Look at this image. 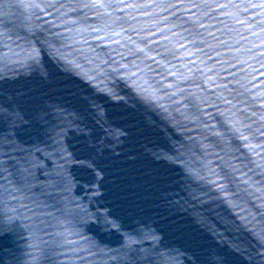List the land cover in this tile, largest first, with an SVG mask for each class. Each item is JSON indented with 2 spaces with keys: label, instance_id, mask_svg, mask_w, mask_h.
Returning a JSON list of instances; mask_svg holds the SVG:
<instances>
[{
  "label": "water",
  "instance_id": "95a60500",
  "mask_svg": "<svg viewBox=\"0 0 264 264\" xmlns=\"http://www.w3.org/2000/svg\"><path fill=\"white\" fill-rule=\"evenodd\" d=\"M95 2L0 0V99L42 73L63 85L39 135L0 118V264H192V232L264 264V4L75 7ZM141 42L140 60L125 55ZM93 122L86 155L79 128Z\"/></svg>",
  "mask_w": 264,
  "mask_h": 264
},
{
  "label": "snow or ice",
  "instance_id": "6c2138e0",
  "mask_svg": "<svg viewBox=\"0 0 264 264\" xmlns=\"http://www.w3.org/2000/svg\"><path fill=\"white\" fill-rule=\"evenodd\" d=\"M262 4H264V0H261ZM175 5L173 4H163L157 3L156 0H138L136 3H122L119 5V8L136 10V9H149L150 11L159 12L164 8H172ZM257 5L248 4V8L256 7ZM57 7H65V5H58ZM75 7L78 8H88V7H111V5H105L100 3V0H96L94 4H77ZM190 8H203L206 5L202 2L200 4H189ZM222 7H231L234 9H238L242 7L240 4H216L213 3L208 8L209 11L212 8H222ZM139 16H148L149 12H137ZM127 19H132L131 16H128L125 13ZM151 23H155V21H151ZM147 27V25H145ZM94 30V29H93ZM159 31V29H157ZM105 36H108L109 33L105 32ZM114 35V33H113ZM133 35H138L136 32H133ZM140 35L147 37L151 36L150 32H141ZM96 39V37H93ZM104 43H115L111 40H105ZM131 43V41H129ZM153 41L149 40L148 44H152ZM123 45L121 48L123 49ZM147 48V45L144 43H139L136 47L132 49H128L125 52L126 56H133L136 60H140L139 56H136L135 53L137 51H143ZM31 55L26 57V59L35 61L36 54L34 50H30ZM110 51V50H109ZM96 56V53H93ZM104 58L99 60V63L105 66H109L106 64L108 56L104 53H101ZM111 55L117 56V59L120 57L115 52H111ZM124 65H117V71L120 68H123ZM118 74L123 75L124 73L118 72ZM13 88L17 89L15 92L14 102L4 101L0 99V118L6 119L11 126V134H15L18 136H30V135H39L43 130L45 124V116H46V97L48 94L55 90H60L63 88V85L58 84L55 81L50 80L46 74H41L39 79L32 84H19L13 85ZM76 102L81 105L82 109L87 112L89 109L96 110L97 114L99 113V106L91 103L89 100H80L76 99ZM260 103L264 104V100L260 101ZM27 117V119H25ZM254 123V122H253ZM243 127V126H242ZM81 139L79 141V150L83 154H98L97 146L100 145V134L103 132V129H98L93 122L91 125L88 123L83 124L82 127L79 128ZM264 135V133H260ZM107 135V134H105ZM244 138V137H242ZM254 154V153H253ZM216 187H219L216 185ZM176 229H186L187 225L184 224H176L173 225ZM191 245H192V254L193 261L192 264H248V261L251 260L252 255L254 253L247 252L240 246L235 244L229 245L227 247L215 246L212 244H208L201 240L195 232H192L189 236ZM261 255L264 257V236L261 237Z\"/></svg>",
  "mask_w": 264,
  "mask_h": 264
}]
</instances>
